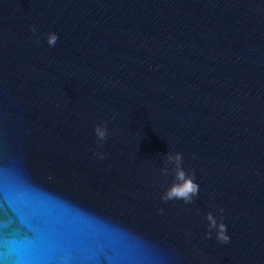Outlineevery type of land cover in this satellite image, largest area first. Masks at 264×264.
Instances as JSON below:
<instances>
[{
  "label": "water",
  "instance_id": "water-1",
  "mask_svg": "<svg viewBox=\"0 0 264 264\" xmlns=\"http://www.w3.org/2000/svg\"><path fill=\"white\" fill-rule=\"evenodd\" d=\"M0 167L21 264H264V0H0Z\"/></svg>",
  "mask_w": 264,
  "mask_h": 264
},
{
  "label": "clouds",
  "instance_id": "clouds-1",
  "mask_svg": "<svg viewBox=\"0 0 264 264\" xmlns=\"http://www.w3.org/2000/svg\"><path fill=\"white\" fill-rule=\"evenodd\" d=\"M35 31V28H33ZM59 36L55 32H51L47 36V43L49 46H54ZM94 132L98 138V141H103L107 138V124L106 122H101L94 126ZM100 158H103V153H97ZM164 163H171L175 165L177 170V178L182 181L181 184H174L162 194L161 199H173L180 198L187 203L193 202L194 198L199 195L200 187L195 179L191 176H186V173L182 168V153L180 152H167L164 157ZM161 171H168L167 167L161 169ZM206 218L209 221L208 228L209 231L205 233L206 236L212 237V229H215V238L221 243H228L231 239L227 231V225L223 222H217L215 217L211 212L206 214Z\"/></svg>",
  "mask_w": 264,
  "mask_h": 264
},
{
  "label": "snow or ice",
  "instance_id": "snow-or-ice-1",
  "mask_svg": "<svg viewBox=\"0 0 264 264\" xmlns=\"http://www.w3.org/2000/svg\"><path fill=\"white\" fill-rule=\"evenodd\" d=\"M4 172L5 169L0 167V264H21V261L12 254V249L10 248V245H15L21 241V227H14V220L5 221L4 219V204L5 201H7L5 195ZM19 211H23V209ZM12 212L16 217H19L18 211L12 209ZM150 264H152V262H150ZM156 264H162V262H156Z\"/></svg>",
  "mask_w": 264,
  "mask_h": 264
}]
</instances>
